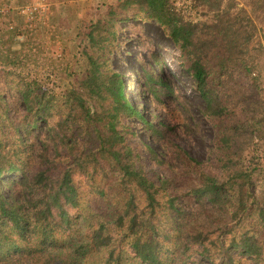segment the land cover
Here are the masks:
<instances>
[{"label": "trees", "instance_id": "1", "mask_svg": "<svg viewBox=\"0 0 264 264\" xmlns=\"http://www.w3.org/2000/svg\"><path fill=\"white\" fill-rule=\"evenodd\" d=\"M172 1L126 0L180 49L207 116L252 107L248 97L234 104V95L222 90L236 74L258 87L264 0H191L189 14ZM116 33L114 27L110 34ZM89 36L99 54L84 50V93L71 90L66 107L37 80L23 79L19 95L0 93V264H264V174L255 178L257 170L245 168L239 146L241 130L254 136L260 120L243 109L233 126L224 125L221 174L198 169L186 191L197 206L185 205L173 178L150 173L129 142L134 118L155 141L176 145L175 124L162 104L179 97L162 62L154 55L160 72L144 69L158 110L155 124L131 103L122 74L107 65L108 38ZM175 150L180 162L196 161ZM169 154L149 152L159 167L171 165Z\"/></svg>", "mask_w": 264, "mask_h": 264}, {"label": "rangeland", "instance_id": "2", "mask_svg": "<svg viewBox=\"0 0 264 264\" xmlns=\"http://www.w3.org/2000/svg\"><path fill=\"white\" fill-rule=\"evenodd\" d=\"M33 1L0 0L2 96L5 97L7 92L19 95L23 79L37 80L43 93L56 95L58 105L66 107L71 103L67 99L71 90L84 93L80 83L89 67L84 50L98 56L99 46L97 49L92 47L89 33H100L108 38L104 43L111 49L106 57L107 65L112 71L122 74L131 103L155 124H158L155 117L158 110L151 91L146 88L144 69L153 66L160 72L153 61L154 55L162 62V72L179 97L170 98L162 104L170 112L168 120L175 124L171 138L176 145L167 140L155 141L147 128L138 126L139 121L134 118L131 122L134 123L132 130L136 131V136H130L129 142L136 147L140 161L150 173L155 171L161 179L173 178L174 189L185 205L191 203L192 207L197 206L186 191L196 182L198 169L221 174L218 138L225 124L234 125L235 113L238 115L240 110L250 109L261 125L260 132L254 136L245 129L241 130L239 146L245 157L243 163L245 168L251 166V169L257 170L255 178L258 173L264 174V63L258 87L248 76L236 74L221 89L228 97L234 95V100H231L234 104H239L241 97H248L252 107H225L227 111L224 115L212 118L204 113V99L188 71L189 63L180 56V49L166 30L154 19L148 18L136 4L126 0H46L49 4L46 18L31 21L23 9ZM172 4L178 11L192 13L191 0H173ZM11 24L13 27H10ZM114 27L117 31L115 38L110 34ZM14 105L22 109L25 107L16 101ZM92 105L100 107L98 102ZM161 117L164 116L161 114ZM179 147L196 161L187 165L180 162L175 150ZM150 149L169 151L171 165L159 167L151 159ZM250 158L253 166L249 164Z\"/></svg>", "mask_w": 264, "mask_h": 264}, {"label": "built area", "instance_id": "3", "mask_svg": "<svg viewBox=\"0 0 264 264\" xmlns=\"http://www.w3.org/2000/svg\"><path fill=\"white\" fill-rule=\"evenodd\" d=\"M49 11V4L46 0H35L31 5H28L23 9V12L28 16L29 20H33L35 18L42 19V17L46 18V15ZM1 12V8H0ZM10 27H13L11 24Z\"/></svg>", "mask_w": 264, "mask_h": 264}]
</instances>
